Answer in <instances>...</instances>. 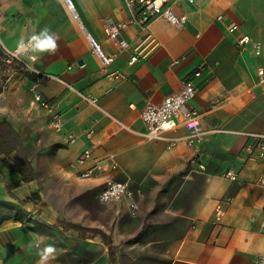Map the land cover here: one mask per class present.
<instances>
[{"label": "crops", "instance_id": "crops-1", "mask_svg": "<svg viewBox=\"0 0 264 264\" xmlns=\"http://www.w3.org/2000/svg\"><path fill=\"white\" fill-rule=\"evenodd\" d=\"M176 12L188 17L183 28L161 19L129 26L120 34L129 47L120 50L104 27L130 18L124 0H1L4 53L45 26L59 37L58 50L26 70L40 76L37 90L64 124L55 131L36 106L41 121L20 133L0 117L20 138L17 150L0 155V264H37V243L57 249L50 264H255L264 256V158L247 160L252 140L242 135H264V0H195ZM242 35L260 43V55L252 43L237 45ZM137 53L144 59L130 66ZM196 72L188 107L203 129L224 132L171 149L138 136L144 106L161 103ZM168 135L184 138L187 130ZM87 148L85 168H99L80 179L72 165ZM196 154L206 170L189 173ZM107 180L140 192L136 216L124 201L99 200ZM218 205L224 216L215 223Z\"/></svg>", "mask_w": 264, "mask_h": 264}, {"label": "built area", "instance_id": "built-area-1", "mask_svg": "<svg viewBox=\"0 0 264 264\" xmlns=\"http://www.w3.org/2000/svg\"><path fill=\"white\" fill-rule=\"evenodd\" d=\"M195 0H124L125 10L130 13V18L127 21L106 24L104 27V34L107 39L118 41L120 50H125L129 47L128 42L120 39L121 32L129 26L145 27L151 21L161 19L175 28L181 29L188 21L185 14H178L177 9L182 6H190L194 4ZM1 3V0H0ZM223 15L217 17L218 21H222ZM256 56L261 53V45L258 42H252L247 35H242L237 40V45L244 47L251 44ZM94 51L99 54V49L95 47ZM5 55L12 61H17L26 69L27 65L22 61V58L17 54L16 49L6 51ZM144 59L141 53L134 54L130 57L128 64L130 66L140 63ZM112 59H103L104 65L109 64ZM179 63V60L174 62ZM258 74L264 78V71L259 70ZM38 75V74H37ZM39 76V75H38ZM115 79H120V75H113ZM200 76V72L194 73L193 77L185 78L182 81V86L179 91L165 97L159 104L148 103L140 111V119L145 125L143 132H135L138 136L145 140L162 141L167 144V149L175 147L180 141L190 146L201 145L209 135L222 133L221 130H205L201 127L196 112L188 107V103L196 96L197 88L195 79ZM38 82L31 83L30 92L32 96V104L37 108L45 111L50 116V125L55 131H60L63 126V118L56 113L55 105L52 102L44 100L37 90ZM132 107V105L130 106ZM183 126L187 130V135L184 138L171 137L168 134L174 132L179 126ZM124 128H126L124 126ZM129 131L133 130L126 128ZM86 137H92V132H87ZM250 143L246 145L244 153L248 161L256 162L264 158V135L260 134H242ZM75 138L69 137V142H73ZM91 157V149L83 150L77 158L76 163L72 165L79 168L80 179L90 178L94 170H98V166L86 169L85 165ZM116 168L115 165L112 166ZM187 170L189 173L204 172L206 170L205 164L200 157L193 155L187 162ZM225 176L231 180L236 181L237 175L232 170H227ZM261 185L264 186V179L261 180ZM139 191H132L125 182H115L107 180L99 192L98 198L103 203L124 201L128 205L130 214L136 216L138 205L134 199ZM224 216V211L221 205L216 206L214 210L213 220L219 223ZM255 264H264V256H260L255 260Z\"/></svg>", "mask_w": 264, "mask_h": 264}, {"label": "rangeland", "instance_id": "rangeland-1", "mask_svg": "<svg viewBox=\"0 0 264 264\" xmlns=\"http://www.w3.org/2000/svg\"><path fill=\"white\" fill-rule=\"evenodd\" d=\"M26 68L8 59L0 48V117L6 116L20 133L28 122L41 121L38 109L30 103L31 92L23 83Z\"/></svg>", "mask_w": 264, "mask_h": 264}, {"label": "clouds", "instance_id": "clouds-1", "mask_svg": "<svg viewBox=\"0 0 264 264\" xmlns=\"http://www.w3.org/2000/svg\"><path fill=\"white\" fill-rule=\"evenodd\" d=\"M59 37L49 27L45 26L38 32H33L28 37H22L16 48L17 54L26 58L32 63L27 64L29 71H35L33 63L43 54H54L58 50ZM31 247V245H30ZM37 255L39 260L37 264H50V261L55 258L57 249L53 245L40 247L37 243Z\"/></svg>", "mask_w": 264, "mask_h": 264}, {"label": "trees", "instance_id": "trees-1", "mask_svg": "<svg viewBox=\"0 0 264 264\" xmlns=\"http://www.w3.org/2000/svg\"><path fill=\"white\" fill-rule=\"evenodd\" d=\"M24 77L31 83H36L40 79V76L27 70L24 72ZM19 142L20 138L12 129L11 125L5 120L0 122V155H7L17 150L19 148ZM24 165H26V161H24ZM21 173L22 178L24 177V179H26L27 177L23 174V170H20V174Z\"/></svg>", "mask_w": 264, "mask_h": 264}, {"label": "water", "instance_id": "water-1", "mask_svg": "<svg viewBox=\"0 0 264 264\" xmlns=\"http://www.w3.org/2000/svg\"><path fill=\"white\" fill-rule=\"evenodd\" d=\"M79 64H81V62H79Z\"/></svg>", "mask_w": 264, "mask_h": 264}]
</instances>
